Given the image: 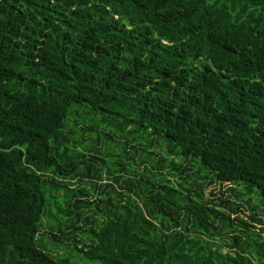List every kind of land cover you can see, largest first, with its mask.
<instances>
[{
    "label": "trees",
    "instance_id": "16d2710c",
    "mask_svg": "<svg viewBox=\"0 0 264 264\" xmlns=\"http://www.w3.org/2000/svg\"><path fill=\"white\" fill-rule=\"evenodd\" d=\"M100 133L110 182L75 147ZM254 189L264 0H0V264H264Z\"/></svg>",
    "mask_w": 264,
    "mask_h": 264
},
{
    "label": "rangeland",
    "instance_id": "374dc122",
    "mask_svg": "<svg viewBox=\"0 0 264 264\" xmlns=\"http://www.w3.org/2000/svg\"><path fill=\"white\" fill-rule=\"evenodd\" d=\"M88 135L85 134L84 135V139L82 141H80V145L76 143L75 144V147L78 150V152H81V151L85 150L83 153L86 156V159L91 158L90 161L92 163H94V165L96 167L101 168V180L103 182H110L109 181V178H108V175H109V173H111V169L120 170V168H121V166L117 165V162L115 163V162H113L111 160V159H113V158H111V149H112V147L114 146L115 143L114 144L111 143V139H112L111 138V135L110 136H107L106 134H104V135L101 134V136H100L99 139H98V136L95 135V134L89 135V136ZM131 146L134 148V150H133V152H134L133 153L134 154V158L132 160H126V161H128V163H129V165L131 167V170L130 171L133 172L136 169V165L134 166V164L135 163H139L140 161L144 160L145 156H142L141 157L142 149L143 148L140 147L137 144H129L127 146V148H126V152H129V153L132 152ZM117 147L119 148V146H117ZM118 148H115L116 149V152L120 151ZM93 151L99 152L101 154V156L100 155L98 156ZM152 151L155 153L154 158L155 159H160V157H161V155H160V149L155 146V148H153ZM162 151L164 153V150H162ZM133 154H130V155L133 156ZM71 155H72V151L70 152V156ZM96 156H98L99 158L103 159V161L97 160ZM87 157H89V158H87ZM139 158H140V161H139ZM141 167L142 166H140L139 171H141V169H142ZM193 169H194L193 167L190 168V171H188L187 173H185L182 176V178L187 179V176L190 175V174H192ZM169 170L171 171L170 167L167 166L166 167V171H169ZM127 172H129V168H128ZM158 172H159V170H158ZM164 172L165 171H162V173H164ZM124 174H126V173H124ZM124 174H123V176H124ZM127 176L128 177H134V176L129 175V174ZM176 180H179V177L175 176V177L171 178V182H172L173 186L178 188V186L176 185ZM178 182H181V181L179 180ZM74 185H75L74 186L75 189L82 187V188H85L87 190L86 193L88 195L84 198V200L87 201V203L89 204V206H87V211H86V214L83 217V219L96 217V219H98L99 222H103L105 220L104 217L102 216L101 213L98 212V210H95L94 209L95 208V204H93L94 202H97L98 199L101 200V198H99V196L97 194H92V192L89 193V191L92 190V187L89 184H79L78 181H75L74 182ZM207 186H208V182H207V185L206 184L203 185V190L204 191H206ZM240 188L243 190V187H240ZM227 191H228V189H225L223 191V193H226ZM239 191L242 192L241 190H239ZM216 193L218 194V192H216ZM241 195H242V193H241ZM206 196H207V194H206ZM193 198L194 197H192V199ZM247 199H250L251 201L248 204H245L244 203L245 206L248 209L254 208L255 211L260 215L262 221L264 222V200L259 195L258 190L257 189H254L251 195H247ZM192 201H195L196 203H198L197 199H194ZM189 206H191V205L189 204ZM94 212H98V214L95 215ZM90 222H94V219H90ZM79 225L82 226L83 229H87V227H90V226L84 227L82 222H80ZM86 232L87 231H85V233ZM251 237H253V236H251ZM77 240L82 241V242L86 241V235H78ZM259 240L260 239L256 238L255 239V242L258 243ZM45 242H46V240L44 241V243ZM255 242H254V245H255ZM50 244H51V248L54 250V252L58 256H60V257L61 256L67 257L71 261H75V262L78 261L79 256L77 254L70 253V252H66L67 251L66 249H67V246H68L67 243L64 244V245H62V246L61 245H57V244H55L53 242H50ZM78 264H92V263L79 261Z\"/></svg>",
    "mask_w": 264,
    "mask_h": 264
}]
</instances>
